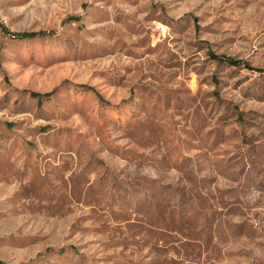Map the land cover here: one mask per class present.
<instances>
[{
    "label": "rangeland",
    "instance_id": "rangeland-1",
    "mask_svg": "<svg viewBox=\"0 0 264 264\" xmlns=\"http://www.w3.org/2000/svg\"><path fill=\"white\" fill-rule=\"evenodd\" d=\"M0 264H264V0H0Z\"/></svg>",
    "mask_w": 264,
    "mask_h": 264
},
{
    "label": "trees",
    "instance_id": "trees-1",
    "mask_svg": "<svg viewBox=\"0 0 264 264\" xmlns=\"http://www.w3.org/2000/svg\"><path fill=\"white\" fill-rule=\"evenodd\" d=\"M42 34L43 33H41V32H23V33L13 34V36L19 37V38H33L36 36H40ZM212 57L216 60L226 61L231 65H239L240 64V62L238 60L233 59V58L224 57V56H216V55H213ZM51 93H52V91L49 93H45V94L30 92V95L33 97L41 98V97H46V96L50 95Z\"/></svg>",
    "mask_w": 264,
    "mask_h": 264
}]
</instances>
